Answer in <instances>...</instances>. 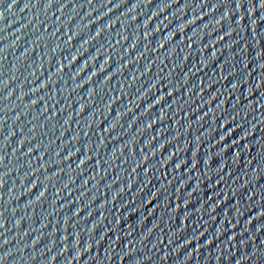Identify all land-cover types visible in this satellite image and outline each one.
I'll use <instances>...</instances> for the list:
<instances>
[{
  "label": "water",
  "instance_id": "obj_1",
  "mask_svg": "<svg viewBox=\"0 0 264 264\" xmlns=\"http://www.w3.org/2000/svg\"><path fill=\"white\" fill-rule=\"evenodd\" d=\"M260 4L0 2V264H264Z\"/></svg>",
  "mask_w": 264,
  "mask_h": 264
},
{
  "label": "snow or ice",
  "instance_id": "obj_2",
  "mask_svg": "<svg viewBox=\"0 0 264 264\" xmlns=\"http://www.w3.org/2000/svg\"><path fill=\"white\" fill-rule=\"evenodd\" d=\"M0 2H3V0H0ZM13 2H15V0H13ZM260 7H261V8H264V0H261ZM7 8H11V4H8V5H7ZM97 34H99V33H97ZM41 195H43V193H41ZM17 223H18V222H17Z\"/></svg>",
  "mask_w": 264,
  "mask_h": 264
}]
</instances>
